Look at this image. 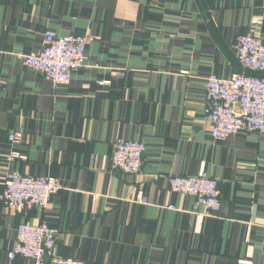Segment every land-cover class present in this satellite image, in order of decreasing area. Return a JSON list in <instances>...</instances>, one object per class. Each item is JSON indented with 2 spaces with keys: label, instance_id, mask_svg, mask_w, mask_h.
Returning <instances> with one entry per match:
<instances>
[{
  "label": "crops",
  "instance_id": "obj_1",
  "mask_svg": "<svg viewBox=\"0 0 264 264\" xmlns=\"http://www.w3.org/2000/svg\"><path fill=\"white\" fill-rule=\"evenodd\" d=\"M46 30L93 36L58 89L19 56ZM248 33L264 41V0H0V264H32L8 257L21 222L46 223L57 254L84 264H264V132L215 139L205 113L206 77L241 69L234 39ZM118 139L144 144L141 173L113 170ZM8 171L62 189L12 213ZM202 173L218 180L217 214L169 188Z\"/></svg>",
  "mask_w": 264,
  "mask_h": 264
},
{
  "label": "built area",
  "instance_id": "obj_2",
  "mask_svg": "<svg viewBox=\"0 0 264 264\" xmlns=\"http://www.w3.org/2000/svg\"><path fill=\"white\" fill-rule=\"evenodd\" d=\"M93 36L57 35L51 30L43 33V44L32 54L19 53L24 63L46 77L53 89L68 85L72 71L83 67L87 60L86 45ZM234 49L241 69L229 77L215 74L206 77L205 113L211 135L222 139L241 130L264 132V41L256 34H239ZM108 83L99 81L100 85ZM20 131L9 133L11 142H18ZM144 144L131 139H118L111 155L113 170L126 174H139L143 167ZM12 156H18L13 153ZM170 190L194 197L195 212L217 214L220 206L218 180L204 173L197 175H171ZM62 189L56 177L30 176L8 171L4 178L2 199L5 209L22 213L33 206L45 209L53 194ZM139 201L145 202L144 197ZM55 233L46 223L21 222L17 227L14 248L8 252L13 259L21 255L32 264H84L80 259L61 257L55 248Z\"/></svg>",
  "mask_w": 264,
  "mask_h": 264
}]
</instances>
